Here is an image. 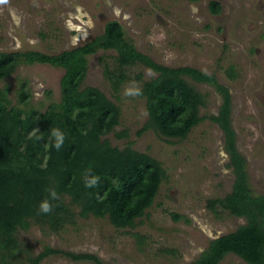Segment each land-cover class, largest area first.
Wrapping results in <instances>:
<instances>
[{
	"label": "rangeland",
	"instance_id": "obj_1",
	"mask_svg": "<svg viewBox=\"0 0 264 264\" xmlns=\"http://www.w3.org/2000/svg\"><path fill=\"white\" fill-rule=\"evenodd\" d=\"M212 1L0 0V51L60 53L101 35L109 21H119L130 42L156 62L196 67L229 88L237 149L246 159L253 192L264 194V0H219L222 11L217 16L212 12L218 5ZM117 55L114 49L89 55L82 85L101 89L121 108L120 124L104 139L119 148L131 145L162 163L166 177L154 203L133 227L117 228L108 218L77 214L75 224L59 231L34 223L27 230L19 229L17 237L33 256L49 246L95 254L105 264H190L213 239L247 223L245 217L231 215L220 205L216 215L208 203L231 193L236 178L225 133L207 117L218 114L223 96L215 84L187 77L205 96L200 107L205 118L184 139L165 138L151 128L138 135L149 120L146 98L124 92L141 90L158 73L140 63L127 67L129 78L116 92L104 72L106 63L112 70L117 68ZM63 74V68L51 64H20L0 81V88H8L16 103L26 81L30 90L26 108L44 111L49 103L61 100ZM122 130L128 138L116 136ZM64 200L69 202V196ZM136 234L145 237V243L139 244ZM40 264L95 263L52 254ZM219 264L248 263L228 253Z\"/></svg>",
	"mask_w": 264,
	"mask_h": 264
},
{
	"label": "trees",
	"instance_id": "obj_2",
	"mask_svg": "<svg viewBox=\"0 0 264 264\" xmlns=\"http://www.w3.org/2000/svg\"><path fill=\"white\" fill-rule=\"evenodd\" d=\"M211 4L218 5L217 12L221 11L219 3ZM99 49L118 53L117 68L112 70L106 63L104 72L116 92L129 78L127 67L140 63L158 73L145 81L140 90L146 98L149 120L138 135L151 128L165 138H186L205 118L200 115V107L206 103L204 94L187 77L198 83L215 84L223 103L218 114L207 117L225 133L236 178L231 193L208 203L216 215L220 205L231 215L245 217L247 223L213 239L190 264H219L228 253L248 264H264V194L253 192L246 159L237 149L229 88L220 84L214 74L196 67H170L156 62L130 42L117 20L109 21L101 35L60 53L0 51V81L20 64L46 63L64 69L61 100L49 103L44 111L26 108L30 97L26 81L20 85L16 103L9 97L8 88H0V264H40L52 254L105 264L95 254L49 246L33 256L29 247L21 245L17 232L34 223L56 232L67 224H75L77 214L108 218L117 228L133 227L154 203L166 177L162 163L150 154L131 145L113 146L103 138L120 124L121 108L101 89L82 85L88 70L87 57ZM230 69L235 73L234 66ZM59 134L63 135V143L57 149ZM116 136L128 138V132L122 130ZM93 177L99 178L97 185L86 187ZM53 190L57 199L52 198ZM64 196H69L70 201L66 202ZM45 200L52 206L47 214L40 211ZM136 237L139 244L145 243V237Z\"/></svg>",
	"mask_w": 264,
	"mask_h": 264
},
{
	"label": "clouds",
	"instance_id": "obj_3",
	"mask_svg": "<svg viewBox=\"0 0 264 264\" xmlns=\"http://www.w3.org/2000/svg\"><path fill=\"white\" fill-rule=\"evenodd\" d=\"M124 95L125 96H134V95L138 96V95H141V91H140L139 88H128V89L125 90ZM56 132H58V131L54 130V133H56ZM62 143H63V135L59 134L58 138H57V142L55 144V147L57 149H59L61 147ZM98 179H99L98 177H93L91 180L86 182V187L91 188V187L97 185ZM51 195H52L53 199H57L58 198V196H57V194L55 193L54 190L51 192ZM40 211L45 213V214L50 213L52 211L51 204L47 200L43 201L40 204Z\"/></svg>",
	"mask_w": 264,
	"mask_h": 264
},
{
	"label": "flooded vegetation",
	"instance_id": "obj_4",
	"mask_svg": "<svg viewBox=\"0 0 264 264\" xmlns=\"http://www.w3.org/2000/svg\"><path fill=\"white\" fill-rule=\"evenodd\" d=\"M215 2H217V3H219V5H220V7H221V11H222V3H221V1H217V0H215ZM221 11H219V12H216V13H213L212 11V14L214 15V16H217V15H219L220 13H221Z\"/></svg>",
	"mask_w": 264,
	"mask_h": 264
}]
</instances>
